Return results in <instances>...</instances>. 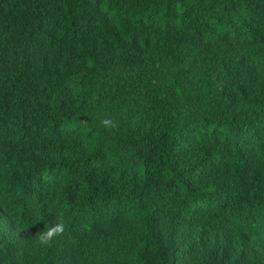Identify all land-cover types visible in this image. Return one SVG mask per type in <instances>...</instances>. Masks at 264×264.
Segmentation results:
<instances>
[{
  "label": "trees",
  "instance_id": "obj_1",
  "mask_svg": "<svg viewBox=\"0 0 264 264\" xmlns=\"http://www.w3.org/2000/svg\"><path fill=\"white\" fill-rule=\"evenodd\" d=\"M0 264H264V0H0Z\"/></svg>",
  "mask_w": 264,
  "mask_h": 264
},
{
  "label": "clouds",
  "instance_id": "obj_2",
  "mask_svg": "<svg viewBox=\"0 0 264 264\" xmlns=\"http://www.w3.org/2000/svg\"><path fill=\"white\" fill-rule=\"evenodd\" d=\"M105 128H114L115 122L111 118H107L101 121ZM67 228V223L64 218L63 212H58L54 216V223L47 225L42 229L38 230L35 235L36 239L42 246L50 245L51 242L58 236L63 235Z\"/></svg>",
  "mask_w": 264,
  "mask_h": 264
}]
</instances>
